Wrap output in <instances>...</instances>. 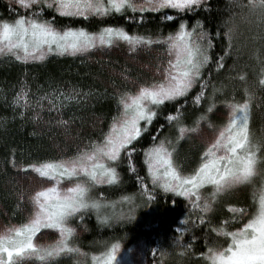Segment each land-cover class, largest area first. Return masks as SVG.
Returning <instances> with one entry per match:
<instances>
[{"label":"snow or ice","instance_id":"6c2138e0","mask_svg":"<svg viewBox=\"0 0 264 264\" xmlns=\"http://www.w3.org/2000/svg\"><path fill=\"white\" fill-rule=\"evenodd\" d=\"M12 3L21 11L12 8ZM229 3L240 10L241 18L255 20L261 30L255 39L264 44V0H229ZM165 9L175 11V16L164 14L163 18L170 21L210 10L208 0H10V11L15 15L12 19L0 18V57L27 64L45 61L52 54L85 55L120 43L126 44L130 52L156 47L160 55L152 77L143 82L132 81L127 70L120 73L133 87L115 89L118 114L112 117L107 131L82 142L73 154L21 164L14 151L11 153L6 162L25 173H34L37 186L27 194L23 219L0 229V264H60L65 258H72L73 264H118V243L106 245L99 255L83 251L77 244L74 221H82L89 214H94L101 224L131 217L133 209H129L127 217L123 212L116 213L115 203L97 192L98 186H117L121 182L118 168L122 163L136 175L142 196L154 200L153 193L159 188L184 198L199 224L216 234L217 239L212 242L205 234L206 251L198 253L203 264H264V139L254 138L250 129L255 92L248 86L247 75L241 72L230 79H239L244 85L242 99H237L234 92L218 99L226 86L217 87L212 80L213 72L224 69L226 57L234 50L237 13L233 12L224 22V32L219 29L211 32L199 19L194 23L181 19L172 32L156 36L130 33L114 25L90 31L83 26L58 25L55 16L45 17L46 11L88 20L126 12L158 13ZM221 37L226 40L224 55L214 57L212 51ZM254 58L259 65L257 83L264 87V53L258 48ZM92 95L91 90L84 91L76 85L34 93L22 81L10 106L14 112L19 109L20 117L30 112V119L39 121L45 110L60 114L70 106L86 103ZM182 99L185 102L190 99L194 106L206 105L191 126L184 122V105L178 103ZM169 104H175V108L164 119L175 134L153 136L151 145L142 149L143 164L139 167L147 168V177H142L132 162L133 155L139 154L138 146L148 126ZM217 104L226 110L224 121L219 124L209 115ZM48 122L68 129L74 121ZM205 128L210 136H203L204 147L197 162L190 168L182 166L176 159V145L193 134L203 133ZM149 178L151 188L145 182ZM240 187L252 190L253 210L229 204L230 217L214 223L211 216L215 205ZM17 199L20 207L25 193L21 191ZM121 199L132 203L129 196ZM187 231L186 227L178 228L174 238V244L182 249L181 255H187L192 248L182 242ZM50 235L54 237L51 240L47 239Z\"/></svg>","mask_w":264,"mask_h":264},{"label":"trees","instance_id":"16d2710c","mask_svg":"<svg viewBox=\"0 0 264 264\" xmlns=\"http://www.w3.org/2000/svg\"><path fill=\"white\" fill-rule=\"evenodd\" d=\"M208 5L210 9L208 11L199 10L195 16L189 13L171 21L164 19V14L175 16V11L166 9L158 13L126 12L88 20L60 17L58 14L46 11L45 17L55 16L58 25L83 26L90 31H98L105 25H114L124 27L130 33L156 36L172 32L181 19H187L189 23L199 19L211 32L215 33L218 29L224 32L226 30L224 22L233 12L237 13L234 50L226 57L224 69L213 72L212 80L217 87L222 84L226 86L225 92L219 94L218 99L230 96L233 92L237 99H242L244 85L239 79H230V77H236L241 72L247 75L248 86L255 92L250 129L254 138L264 139V87L257 83L259 65L254 58L258 48L264 53V44L255 39L261 34V30L254 19L241 18L240 10L230 6L229 0H208ZM17 11L21 10L17 9ZM14 15L6 0H0V18L12 19ZM225 46L226 40L222 37L218 38L212 55L214 57L224 55ZM154 53L133 58L131 62L116 55L79 58L52 54L45 61L27 64L0 57V222L4 225L18 223L23 219L27 209V178L30 172L25 173L8 164L6 161L11 158V153L14 151L15 159L21 164L57 157L61 154L71 155L82 142H86L88 138L98 137L102 130L107 131L112 117L118 114L115 89L133 87V83L124 81L120 73L127 70L132 81L142 82L149 79L152 75L147 73V67L153 68L160 55L158 51ZM22 81H26L34 93L42 94L57 87L67 89L76 85L84 91L91 90L93 95L86 103L70 106L63 109L60 114L45 110L41 113L43 119L33 121L30 119V112L20 117L17 114L19 109L14 112L10 106L12 97L19 90ZM178 103L184 105V122L189 126L206 107L203 103L194 106L190 99L187 102L182 99ZM222 106L217 104L213 113L209 114L212 121H219L215 115ZM174 108L175 104L167 105L152 125L148 126V131L143 134L141 144L138 146L139 154L133 155L132 162L138 166L137 171L142 177H147L146 166L139 167L143 164L142 149L151 145L153 136L175 134V130L169 129L164 119ZM58 119L74 122L68 129L48 122ZM160 125L165 127L160 128ZM202 149L203 146L190 136L176 145V159L182 166L190 168L197 162ZM118 171L121 174V182L117 186L106 185L97 192L102 193L108 201L115 203L116 213L123 212L127 217L129 209H133L131 217L119 222L110 221L109 224H101L94 214L87 215L84 231L77 239L78 246L90 255H99L105 250L106 245L110 247L113 243L126 242L132 246L143 241L147 244L154 264H203L198 253L206 251L205 234L207 233L209 242L217 239L216 234L208 232L206 225L193 223L197 221L196 215L190 212L187 202L181 197L160 192L158 189L154 192L155 197L158 198L149 200L147 196L141 195V184L136 179V175L128 171L126 163H122ZM145 182L151 188L150 178ZM21 191L25 193V200L20 202V207H17V197ZM125 195L131 198L132 203L121 199ZM253 203L252 190L248 187H240L224 196L215 205L216 210L211 219L214 223L228 219L231 215L227 207L229 204L248 207L251 212ZM182 227L188 229L182 237L183 244L192 246L187 255H181L182 249L174 244V238L178 235L177 229ZM60 264H73V260L65 258Z\"/></svg>","mask_w":264,"mask_h":264},{"label":"rangeland","instance_id":"374dc122","mask_svg":"<svg viewBox=\"0 0 264 264\" xmlns=\"http://www.w3.org/2000/svg\"><path fill=\"white\" fill-rule=\"evenodd\" d=\"M6 2L10 5V0H6ZM11 7L20 10L18 8V6L15 5L14 3L11 4ZM166 10H171L172 11V9H166ZM153 51L154 52L158 51L160 53L159 49L156 48V47H153V48H150V49L142 48V49H139L137 52H130L128 50L126 44L120 43L118 46L113 47V48L95 49V50H92L88 54H85V55L78 54V55L73 56V57L87 58V57H91V56H99L100 57V56H107V55H116V56H118L120 58H124L126 60L128 59L127 61H130L133 58H139L141 55L142 56H147L148 53L153 55V54H155ZM67 56H70V55H67ZM36 62H40V61H36ZM29 63H34V62H29ZM147 73H149L150 75H153V68L147 67ZM225 111L226 110L222 106L220 108L219 112H217V114L215 115L216 116L215 118H217V120H219V121H215L214 120L213 122H215L217 124L222 123L224 121V118H225ZM206 135L210 136V132H209V130L207 128L204 129L203 133H201V134H193V135H191V137H192V139L198 141L204 147L203 136H206ZM27 185H28V192H30L33 188H35L37 186V179H36L34 173L30 172V174H29V176L27 178ZM104 186H106V185L98 186L97 191L99 190V188H103ZM157 189L160 192H163L162 189H159V188H157ZM156 194H158V193L156 192ZM168 194L175 196L172 193H168ZM153 195H154V197L156 196L154 193H153ZM175 197H177V196H175ZM155 198H158V197H155ZM187 204H188V202H187ZM188 209L192 213V210H191L189 204H188ZM85 218H86V216L83 218L82 221L79 220V219L74 221V224L77 226L78 238L82 235V232L84 231ZM195 220H197V219H195ZM193 223L199 224V221L198 220L197 221H193ZM4 226L5 225L2 222H0V229H2ZM236 226H239V225H234V227H236ZM53 238L54 237L51 236V235L49 237H47V239H49V240H51ZM119 245H120V247H119V249L117 251V254H116L118 264H154L153 257L149 254V251H148V248H147V244H145V242L142 241V242L136 243L135 245H132V246L131 245L129 246L126 242H123V243H121ZM67 259H72V258H67Z\"/></svg>","mask_w":264,"mask_h":264}]
</instances>
